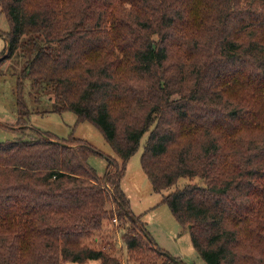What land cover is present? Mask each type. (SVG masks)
I'll return each instance as SVG.
<instances>
[{"label": "trees", "instance_id": "1", "mask_svg": "<svg viewBox=\"0 0 264 264\" xmlns=\"http://www.w3.org/2000/svg\"><path fill=\"white\" fill-rule=\"evenodd\" d=\"M9 29L0 65L51 111L70 110L102 133L117 159L98 175L83 138L48 131L0 140V264L98 259L82 242L107 219L128 220L129 252L184 264L162 249L121 187L147 131L140 165L174 218L190 224L207 264H264V0H0ZM27 126V125H25ZM24 126V127H25ZM111 207H107L109 202Z\"/></svg>", "mask_w": 264, "mask_h": 264}, {"label": "rangeland", "instance_id": "2", "mask_svg": "<svg viewBox=\"0 0 264 264\" xmlns=\"http://www.w3.org/2000/svg\"><path fill=\"white\" fill-rule=\"evenodd\" d=\"M9 29L7 18L0 8V51L6 49L7 41L4 33ZM19 56L13 55L0 65V140H11L23 135L29 137L37 131H48L57 138H67L68 135L83 138L94 145L98 152L89 155L88 163L98 175L104 174L109 157L117 159L116 154L104 139L97 127L88 120L76 121V115L70 110L62 112L51 111L52 97L49 93L40 94L39 100L31 90V81L24 77L22 81V100L25 107L23 114L26 124L16 125L19 112L16 107V82L20 73ZM27 125V126H25ZM25 126V127H24ZM147 131L140 138L137 150L126 162L125 172L121 178V187L129 198L130 208L139 215L146 230L158 246L172 256H177L184 264H207L194 249L188 225L179 223L171 213L168 205L162 201L164 194L174 187L185 183L200 182L198 177H180L175 184L161 191H154L140 165V155ZM109 208L112 204L107 202ZM133 225L128 220L107 219L102 222L100 230L83 238L82 242L94 248H101L115 257L120 264H142L152 262V252L137 249L129 252L125 246L122 234L125 229L132 230ZM160 264L161 259H155ZM61 264H101L98 259H90L82 263L65 261Z\"/></svg>", "mask_w": 264, "mask_h": 264}, {"label": "water", "instance_id": "3", "mask_svg": "<svg viewBox=\"0 0 264 264\" xmlns=\"http://www.w3.org/2000/svg\"><path fill=\"white\" fill-rule=\"evenodd\" d=\"M190 226V224H188V227Z\"/></svg>", "mask_w": 264, "mask_h": 264}, {"label": "crops", "instance_id": "4", "mask_svg": "<svg viewBox=\"0 0 264 264\" xmlns=\"http://www.w3.org/2000/svg\"><path fill=\"white\" fill-rule=\"evenodd\" d=\"M116 157H117V155H116Z\"/></svg>", "mask_w": 264, "mask_h": 264}]
</instances>
